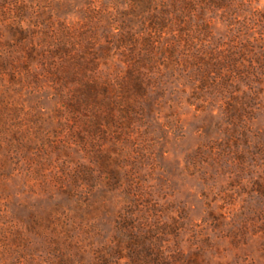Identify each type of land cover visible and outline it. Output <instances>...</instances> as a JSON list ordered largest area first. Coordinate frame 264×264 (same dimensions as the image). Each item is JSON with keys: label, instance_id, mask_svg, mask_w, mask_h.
Returning <instances> with one entry per match:
<instances>
[{"label": "rangeland", "instance_id": "rangeland-1", "mask_svg": "<svg viewBox=\"0 0 264 264\" xmlns=\"http://www.w3.org/2000/svg\"><path fill=\"white\" fill-rule=\"evenodd\" d=\"M24 2L41 26L26 48L12 35L34 24ZM226 2L196 0L186 19L212 25L192 44L176 21L161 26V47L183 53L165 51L132 99L131 63L103 55L101 76L119 79L97 112L74 114L28 48L69 35L74 50L88 37L118 46L128 19L146 37L148 13L133 17V0H0V264H264V0ZM164 6L175 12L173 0L152 10ZM205 46L228 54L203 61Z\"/></svg>", "mask_w": 264, "mask_h": 264}, {"label": "trees", "instance_id": "trees-1", "mask_svg": "<svg viewBox=\"0 0 264 264\" xmlns=\"http://www.w3.org/2000/svg\"><path fill=\"white\" fill-rule=\"evenodd\" d=\"M173 1L175 12H170L167 6L157 10H152V5L154 4L155 0H133L134 3L129 8L133 17L137 16L144 18L146 12L149 15V17L146 16L145 22L150 25V31L148 30V32L145 34V38L142 37L143 32H139L137 28H133L131 26L132 19H128L124 23V28H122V31L120 30L121 34H117L120 36L117 39L118 46H115V42L108 41L107 43L103 44L104 47L100 46V48L97 49L93 46L94 42L97 41V38L88 37V45H85L83 47L84 49L79 51L73 49V47L76 45H79L80 47L81 44H79V42L75 41L74 43H71L68 41V38L71 35L65 36L64 38L53 36L54 42L49 40L47 41L46 45L36 43L35 47L30 49L28 48V50L31 51L29 56L35 58L34 56L36 55V57L41 60L43 71H47L51 77L56 79L52 81L53 83L55 82V85L59 86V91L61 89V92H64L66 89L67 94L64 107L66 109L73 110L74 114H80L86 111L97 112L100 107L103 95H109L112 93V82L117 81L119 78L115 77V74L110 72V76L104 79L101 76L103 69L99 64V61H101L104 56L107 57L108 60H113L114 55L112 53L115 49H118L122 53L121 55L127 59L129 63H131L126 70L123 79L120 78L124 82L121 93L124 98L132 99L134 92H145V86L142 80H155V77L149 72H152L155 68H157V64L162 60V56L164 55L165 51H168L172 58H177L179 55H181V53H183L181 52L182 49L179 48L178 44H172L170 47L167 46L166 48L161 47V42L157 40V36H161V32H163L161 31L162 25H165L168 22L170 23L176 21V24H179L180 29L176 30L177 32H175V34L173 33V35H177V37L181 38V40L187 44H192L194 38L197 39L195 37L197 32H200L203 29L207 32L211 31L212 22L206 20L205 18H203L200 23L198 22L197 27H199V29L192 28V22L186 19L188 17L186 13L190 12L191 9H193L191 11L192 15L197 12V10H195V4H197L195 3L196 0H188L189 7H185L183 9L180 4V0ZM208 1L213 3L207 5H211V7L215 8H223L229 4L226 2L227 0H221L222 4H219L214 0ZM5 8L6 6H4V9ZM33 8L34 7L31 6L30 3L28 4V2H24L19 5V9L21 10L20 13L23 16H25L24 14L27 13H33ZM37 20L38 16L34 14L33 25L18 23L15 26L16 28L12 30V35L16 37V39L19 40L23 46H26L24 40L26 42V39H28L26 36L29 33L36 35V30L41 29V26L36 24ZM49 20H51V18ZM66 29L68 30L71 28ZM47 34L48 36H44L47 38H52V36H49V33ZM175 37L172 39L175 40ZM139 38L143 39V41L141 42ZM177 42L178 40H176V43ZM25 46L24 48L29 47ZM183 50H185L184 47ZM195 52H199V54H196L195 56L203 61L206 60V57H209L208 59L213 61L217 60V58L214 57V54H228V50H219L218 52V50L210 48L209 46L200 48L198 51L195 50ZM208 53L211 54V56L208 55ZM229 57L231 56L229 55ZM231 59L232 61L234 60L233 57H231ZM0 60L3 67H5V65L7 66L8 59H3V57H0ZM25 60L29 59L26 58L22 61ZM127 61L122 63L125 64ZM104 65L107 64L104 62ZM30 67L31 65L26 66V68L24 67V70L26 71ZM115 68L117 73L121 71L119 65L115 66ZM39 75L43 76L42 72L37 73V75H32V78L35 80L37 79L36 83L42 82L40 78L41 76ZM49 75L46 74V76ZM58 86L56 89H58ZM64 87L66 88L63 89Z\"/></svg>", "mask_w": 264, "mask_h": 264}]
</instances>
